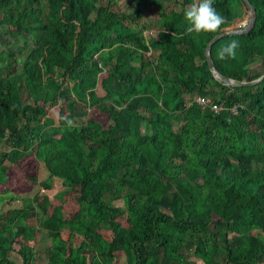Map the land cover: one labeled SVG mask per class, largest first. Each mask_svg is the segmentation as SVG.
Segmentation results:
<instances>
[{
  "label": "trees",
  "instance_id": "16d2710c",
  "mask_svg": "<svg viewBox=\"0 0 264 264\" xmlns=\"http://www.w3.org/2000/svg\"><path fill=\"white\" fill-rule=\"evenodd\" d=\"M149 1L165 2L129 0L134 13L120 15L97 0H0V184L8 162L19 167L32 155L48 174L46 189L57 178L79 190L70 220L16 210L0 236V264L35 263L29 243L21 262L11 258L32 217L31 231L53 241L48 264H264V80L228 87L205 56L246 6L213 0L225 22L197 35L184 17L194 0L178 1L151 43L137 28ZM249 1L253 29L211 50L218 71L237 83L264 75V0ZM232 39L235 59L219 60ZM102 72L110 79L100 97ZM199 95L223 112L197 104ZM94 109L107 126L89 118Z\"/></svg>",
  "mask_w": 264,
  "mask_h": 264
},
{
  "label": "rangeland",
  "instance_id": "374dc122",
  "mask_svg": "<svg viewBox=\"0 0 264 264\" xmlns=\"http://www.w3.org/2000/svg\"><path fill=\"white\" fill-rule=\"evenodd\" d=\"M97 1L101 6H107L111 4L112 10L120 15L133 14L135 10V8L132 7V4L129 2V0H97ZM178 1H181V0H165L164 3L158 4V5L149 1L147 3V6L141 9L143 12L142 19H140V21L138 22L139 24L137 27L141 31L140 34L151 43L154 41L161 40L162 33H161L160 28L158 27V21L160 20L163 12L172 11L174 8H176V4ZM160 6L162 8H160ZM174 10L178 12L180 11V9L178 8ZM248 19H249V15H248V11H246L244 17L235 20L233 24L230 27L226 28L225 30L230 31V30L241 29L246 25V23L248 22ZM137 28L134 27V30ZM152 60H157L156 54L152 56ZM109 79L110 77H109L108 72H102L99 74L95 91L97 95H99L100 97H103L105 95L103 86ZM87 111L89 114V118H94L106 126L110 123L107 115L101 114L95 109L87 110ZM55 121L57 122L58 119H55ZM7 165L9 168L8 175H10L11 178L9 179L8 184L0 185V189L2 188H7V189L12 188L13 190L15 189L14 191L15 193L24 194L23 196L25 200L28 199L26 198V196L29 193L37 191L38 188L40 191H43V193L51 192L47 190L44 186L48 180V174L45 173L46 171H45L44 165L41 162L37 161L34 156L30 155L28 158L21 160L19 167H14L9 162L7 163ZM33 178H36L38 181L37 182L33 181ZM56 181L58 183L53 181L52 186L53 187L55 186L54 188L61 189V197L57 198L59 201L62 202L61 210L66 209L67 216L65 217L72 218L73 215L75 214L76 208H79L78 203H76L75 201L76 198L79 196L78 195L79 190L78 189L73 190L72 188L70 189L69 186H67L66 184L64 185L63 182L59 180H56ZM44 195H48V194H44ZM37 196L39 199H41V204H43L44 203L43 198L45 196H42V195L39 196L38 194ZM15 203H16L15 205L20 206L22 202L19 201ZM58 203L59 202H57V204ZM122 223L124 227L130 226V224L125 219H123ZM64 235H67L66 232L64 233ZM105 235L107 238H111L109 234H105ZM80 240H81L80 238L78 240L74 239V242H77V244H80L81 243ZM124 259H125V256L119 254L120 263L122 262L124 263L125 262ZM21 261L22 260H19V262ZM200 263L204 264L202 261Z\"/></svg>",
  "mask_w": 264,
  "mask_h": 264
},
{
  "label": "crops",
  "instance_id": "0c3cea01",
  "mask_svg": "<svg viewBox=\"0 0 264 264\" xmlns=\"http://www.w3.org/2000/svg\"><path fill=\"white\" fill-rule=\"evenodd\" d=\"M10 178H11L10 175H8V181ZM56 180L63 182L60 179L53 178L52 183L53 181L58 183ZM6 184H0V185H6ZM54 187L52 186V188L49 190L52 193L51 192L43 193V191H40L38 188L37 191L29 193L28 195L25 194L27 195L26 198H28L26 200L23 196L24 194L15 193L14 192L15 189L14 190L12 188L11 189H7V188L0 189V236L6 235L9 221L14 220V212L16 210L23 209L24 207L30 206L32 213H34L33 210H35L36 212L41 210V212L43 211L44 214L48 216H52L55 211H59L61 215L63 216L64 220H70L71 218L65 217L67 216L66 214L67 210L66 209L61 210L62 202L57 199L58 197H61V189L54 188ZM37 194L39 196L41 195L45 196L43 198L44 199L43 204H41V199L38 198ZM44 194H48V195H44ZM19 201L22 202L21 205L20 206L15 205L16 204L15 202H19ZM57 202L59 203L57 204ZM76 211H77V208H76ZM37 225H38L37 219L35 217H32L28 220L26 231L18 235L15 239V244L13 246V252H11L12 260H18V261L21 260L20 256L17 253L21 250L24 244L29 243L30 245L34 246V249H35V261H34L35 263L34 264H48V261L46 258V251L47 249L51 247L53 241L49 237L48 232L46 230L42 229L41 231L37 233H33L31 231V228H34ZM66 234L67 235H64L65 238L69 236L68 232H66ZM79 238L82 240V237L80 235H76L73 238V242H74V239L78 240ZM74 243L75 245H79L77 244V242H74Z\"/></svg>",
  "mask_w": 264,
  "mask_h": 264
},
{
  "label": "clouds",
  "instance_id": "9594fccd",
  "mask_svg": "<svg viewBox=\"0 0 264 264\" xmlns=\"http://www.w3.org/2000/svg\"><path fill=\"white\" fill-rule=\"evenodd\" d=\"M212 5L213 0H194V2L188 6L184 12L185 20L188 23L186 29L188 33H195L197 35L209 34L216 33L221 29V26L225 22L224 17L220 15ZM246 30L247 29H245V31ZM238 47V40L232 39L228 41L219 48L217 52L218 59L221 61L235 59L236 49Z\"/></svg>",
  "mask_w": 264,
  "mask_h": 264
},
{
  "label": "water",
  "instance_id": "95a60500",
  "mask_svg": "<svg viewBox=\"0 0 264 264\" xmlns=\"http://www.w3.org/2000/svg\"><path fill=\"white\" fill-rule=\"evenodd\" d=\"M242 1L244 2L245 6H246V9H247L248 15H249V19H248V22L246 23V25L243 28L237 29V30H230V31L223 30L218 36H216L215 38H213L209 42V44L205 50V56L207 58L208 67H209L212 75L214 76V78L222 81L226 86L234 87V88L245 87V86L246 87L247 86H255V85L260 84L264 80V75H263L261 78H259L258 80H255L253 82L237 83L234 80L224 76L223 74H221L218 71V69L216 68L215 63L213 61V58L211 56L212 47L219 40L226 38V37H229V36L247 34L253 29L255 22H256V18H257L255 8L249 0H242ZM249 25H250V27H249ZM245 29H247V30L245 31Z\"/></svg>",
  "mask_w": 264,
  "mask_h": 264
},
{
  "label": "built area",
  "instance_id": "2783aa9c",
  "mask_svg": "<svg viewBox=\"0 0 264 264\" xmlns=\"http://www.w3.org/2000/svg\"><path fill=\"white\" fill-rule=\"evenodd\" d=\"M196 100V103L203 106V107H206V106H209L211 108V110L215 113V114H220L221 112H223L224 108L222 105H219L217 104L216 102H214L211 98H205L201 95L199 96H196L195 98ZM232 112L234 114L237 113V108H233L232 109Z\"/></svg>",
  "mask_w": 264,
  "mask_h": 264
}]
</instances>
